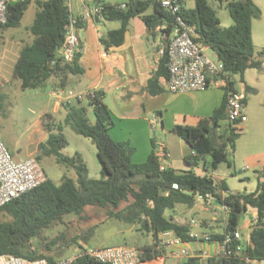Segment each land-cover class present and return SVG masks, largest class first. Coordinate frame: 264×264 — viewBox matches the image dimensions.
<instances>
[{"label": "trees", "instance_id": "trees-1", "mask_svg": "<svg viewBox=\"0 0 264 264\" xmlns=\"http://www.w3.org/2000/svg\"><path fill=\"white\" fill-rule=\"evenodd\" d=\"M105 9L102 18L118 21L120 26L109 31L101 44L119 46L132 18L139 17L153 36L159 30L164 35L163 54L157 70L152 74L149 85L156 84L159 78L167 80L166 46L172 31V21L160 5V0H129L126 9L114 10L113 5L101 0H92ZM192 8H184L185 21L194 28L193 39L208 48L216 59L221 61L231 76H243L248 69H259L264 59V48L260 59H253L252 21L260 17V10L252 0H193ZM66 0H13L9 7V17L4 28H16L28 6L34 3L36 11L27 32L33 36L30 44L24 45L13 68V78L19 81L21 91L64 89L69 75L82 74L80 65L82 52L77 46L72 62L66 63L58 57L64 40V27L67 23ZM216 6H225L233 24L223 28L217 17ZM147 11H150L147 14ZM96 20V19H95ZM83 24H79L78 27ZM232 85V84H231ZM248 87L245 88V91ZM7 98L0 93V110ZM89 108L94 122L88 119ZM63 120L55 126L46 122L47 138L37 146L36 160L41 155L53 156L57 164L75 172V180L63 176L59 184L47 179L40 186L26 192L0 208L4 219L0 220V255H12L28 260L45 259L48 264H56L64 258L67 250L87 247L79 244V236L67 239L60 233L49 241H42V233L51 226L61 223L66 215L80 216L87 206L111 207L107 217L123 223L138 226L149 233L152 244L140 248L142 260L160 259L164 250L158 248L160 233L171 231L184 242H194L186 225L174 223L165 213L174 211L177 205L192 208L194 195L210 194L222 205L229 208L227 231L238 226L239 215L252 209L257 220L251 227L249 244L243 246V257L251 260L245 263L242 258H207L205 264H264V167L258 171V183L251 193H230L224 183L216 182L210 175H196L193 172L176 173L172 168L159 170L160 160L156 157V147L146 161L139 164L131 162L134 148L128 141H114L108 131L113 126L110 113L102 100L97 99L87 105L83 101H73L62 106ZM48 117L52 115H47ZM70 127L74 133L90 139L96 147V157L100 166L99 179L88 176V169L80 154L64 156L61 150L67 145L63 129ZM172 132L190 148L192 154L185 156L188 164L197 165L205 157L210 158V168L216 169L226 162L227 150H234L239 137L238 128L228 121L226 97L207 119L196 126H175ZM207 171V163L204 162ZM177 184L178 190L172 189ZM92 234L88 229L82 236L86 241ZM81 237V236H80ZM221 240V236H212ZM34 241L37 244L34 245ZM46 247V250L43 248ZM56 248L52 253L53 248ZM71 264H104L88 257L77 258ZM183 264H203L197 257L187 259Z\"/></svg>", "mask_w": 264, "mask_h": 264}, {"label": "rangeland", "instance_id": "rangeland-1", "mask_svg": "<svg viewBox=\"0 0 264 264\" xmlns=\"http://www.w3.org/2000/svg\"><path fill=\"white\" fill-rule=\"evenodd\" d=\"M78 0H73L76 2ZM103 3H122L129 0H101ZM260 10V17L252 21L251 33L254 46L253 59H260L259 53L264 48V0H252ZM194 6L193 0H186V8ZM215 10L223 28L230 27L233 24L232 19L225 6H216ZM36 8L31 3L25 11L19 25L16 28H4L0 26V93H4L7 98L3 101L0 110V139L12 159L17 162L26 159V154L36 156L37 146L44 141L47 131L45 123L49 122L55 126L63 120L64 111L62 107L52 112V103L55 98L44 90H26L21 91L17 79H12L13 66L19 56L21 48L33 41V36L27 32V28L32 24ZM205 54L213 59L214 54L206 50ZM236 88H241L242 81L234 75ZM244 82L248 90L246 91V120L238 128L239 137L235 141L234 150H227L226 162L220 163L216 169L210 168V158L207 160V171L203 170V162L199 161L197 167L191 166L185 162L180 153L181 147L186 144L176 135L166 133L162 135L159 128L152 129L151 135L163 141L169 147L172 159L188 165L196 175H210L216 182L224 183L230 193H251L256 189L258 183V167L255 162H264V59L259 69H248L244 73ZM8 80V82H4ZM51 104V106H50ZM83 104H86L85 102ZM50 106V107H48ZM39 114L41 117L39 118ZM47 115H52L47 116ZM155 115V114H154ZM90 123L94 122L92 113H88ZM153 116V115H152ZM33 130L36 132L32 133ZM63 135L66 138L67 145L60 151L62 155L72 157L77 153L81 155L88 169V176L92 179H99L100 166L96 157V147L93 142L82 136L77 135L73 130L65 126ZM166 136V137H165ZM181 143V144H179ZM190 153V148H186ZM168 160L164 162H168ZM47 179L55 184L60 183L63 176L75 180V172L64 166L57 164L53 156L41 155L39 161ZM247 167V169H245ZM264 181V179H262ZM198 201L192 209L186 205H177L178 211H187L191 209L189 216L195 220L201 217L198 210ZM111 207L99 208L97 206H87L83 214L76 216L73 214L66 215L61 223L51 226L42 233V241L47 242L51 238L63 233L67 239L79 236V244L88 248L128 246L144 247L152 244V237L149 233L141 231L138 226L129 225L115 218L107 217V212ZM213 217L212 212L206 213ZM254 215L252 209H247L239 215L237 228L243 233V242L248 237V225ZM4 219L0 213V220ZM92 229V234L83 241L82 236L88 230ZM192 232H199L200 229L191 227ZM207 232V230H203ZM81 236V237H80ZM34 245L37 241L33 242ZM46 250V247L43 248ZM53 248L52 253H55ZM75 249H78L77 247ZM67 250L65 255L68 256L73 250ZM65 256V257H66ZM64 257V258H65ZM63 259V258H62ZM180 259H174L166 256L164 264H179ZM203 264L204 261H203Z\"/></svg>", "mask_w": 264, "mask_h": 264}, {"label": "crops", "instance_id": "crops-1", "mask_svg": "<svg viewBox=\"0 0 264 264\" xmlns=\"http://www.w3.org/2000/svg\"><path fill=\"white\" fill-rule=\"evenodd\" d=\"M66 3L74 14L96 5L92 0H78L76 2L66 0ZM109 4H125V2ZM183 7L186 8V0ZM149 13L150 11H147V14ZM119 26L118 21H107L101 17L78 27L76 34L78 48L82 52L80 65L83 72L79 75H69L66 80V87L56 90L80 92L99 89L102 102L107 107L113 121V126L108 133L114 141H128L130 143L134 148V153L131 156L132 163L145 162L152 151V145L154 144L157 148V144L161 143L169 153V161H163V165L166 168H172L176 173L190 172L192 169L188 165L172 159L167 144L151 135L148 120L154 114L160 118L161 126L158 128L162 135L174 134L172 128L175 126H196L200 120L209 118L213 111L221 105L224 92L210 87L205 91L171 94L166 89L164 78H159L156 84L149 85V80L159 65L161 57L159 50L164 41L163 33L157 30L152 36L143 21L139 17H135L129 21L121 45L109 44L108 47L102 45L101 40L107 37L108 32L118 29ZM213 59H216L215 55ZM4 82H8V80ZM246 87L243 79L240 89ZM56 90L51 89L50 86L47 87L50 96H52V91ZM84 102L85 105L88 104V102ZM60 107L55 99L52 103V112L55 113ZM88 113H92L90 108ZM34 132L36 130H33L32 133ZM46 138L47 134L44 141ZM187 147L186 144V147L180 149L183 160L185 156L192 154L191 150L190 153L186 152ZM28 156H31V153H27L26 158ZM202 162L204 170V162L207 163L206 157ZM254 164L258 170L264 167V162L256 161ZM191 166L197 167V165ZM197 207L201 214L198 220L189 216L192 208L189 212L178 211L177 209L168 211L165 213V217L172 219L174 223L186 225L191 236L200 237L203 234L221 236L224 231V219L218 207L213 204L203 205L202 203H198ZM208 211L212 212L213 217L206 215ZM254 216H256L255 211L247 227L248 237L245 243L243 242V233L239 230L242 235V244H249L250 226ZM192 221L194 224L191 223ZM192 226L195 229H200V233L192 232ZM203 230H207V232H203ZM188 245L197 252L201 262L207 258L217 257L218 247L216 244L195 241L189 242ZM165 258L161 260L162 264H164ZM184 261H179V264H183Z\"/></svg>", "mask_w": 264, "mask_h": 264}, {"label": "built area", "instance_id": "built-area-1", "mask_svg": "<svg viewBox=\"0 0 264 264\" xmlns=\"http://www.w3.org/2000/svg\"><path fill=\"white\" fill-rule=\"evenodd\" d=\"M12 1L0 0V25L7 23L9 17L8 7ZM184 1L160 0V5L169 15L173 26L166 46L168 74L166 89L171 94L205 91L210 87L222 90L226 97L228 121L239 128L246 120V91L245 89L236 88L233 76L225 70L223 63L217 59L209 58L205 54L208 48L193 39L194 28L185 21L182 15ZM65 5L68 15L59 55L64 62L70 63L78 46L76 34L78 25L101 18L105 9L102 5H94L78 14H74L66 2ZM112 7L117 11L126 9L125 4H115ZM162 54L163 49H160L159 55ZM51 95L61 107L73 101H86L89 103L97 99L102 100L100 90L96 88L80 92L56 90L52 91ZM148 122L151 130L161 126V120L157 115L151 116ZM155 155L160 160L159 170L164 171L166 167L162 162L169 159V153L165 150L163 144H157ZM45 180L46 175L35 156H28L24 160L15 162L0 139V208L40 186ZM172 189L178 190V185L173 184ZM229 194V191L222 192L223 197ZM194 199L203 205H215L224 219V231L221 240H213L210 234H203L200 237L194 236L196 241L216 244L218 257L229 259L240 256L245 263H251V260L243 257V253H241L243 252V246L239 229L225 230L230 214L229 208L220 204L210 194L201 195L197 193L194 195ZM256 220L257 217L254 216L250 229ZM191 223L194 224V221ZM158 248L164 250V256L160 259L146 261L141 258L142 250L135 247L78 248L65 258L57 261L56 264H71L77 258L84 256L104 264H162L161 260L167 255L181 260L197 257V252L193 251L187 242H184L171 231L160 233ZM0 264H48V262L45 259L28 260L12 255H0Z\"/></svg>", "mask_w": 264, "mask_h": 264}, {"label": "water", "instance_id": "water-1", "mask_svg": "<svg viewBox=\"0 0 264 264\" xmlns=\"http://www.w3.org/2000/svg\"><path fill=\"white\" fill-rule=\"evenodd\" d=\"M57 56H58V57H60V55H59V54H58Z\"/></svg>", "mask_w": 264, "mask_h": 264}]
</instances>
